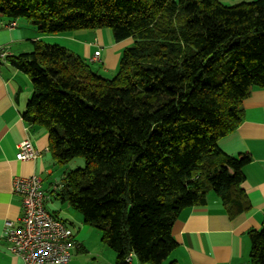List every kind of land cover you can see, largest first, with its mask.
I'll list each match as a JSON object with an SVG mask.
<instances>
[{"label":"trees","instance_id":"trees-1","mask_svg":"<svg viewBox=\"0 0 264 264\" xmlns=\"http://www.w3.org/2000/svg\"><path fill=\"white\" fill-rule=\"evenodd\" d=\"M0 18L25 19L43 35L107 27L117 41L133 38L113 78L42 40L5 56L31 78L24 119L47 130L56 163L85 159L57 196L101 230L117 264L130 253L172 264L179 213L211 194L230 218L249 211L251 156L219 141L264 87V0H0ZM248 233L249 264H264V225Z\"/></svg>","mask_w":264,"mask_h":264},{"label":"crops","instance_id":"crops-1","mask_svg":"<svg viewBox=\"0 0 264 264\" xmlns=\"http://www.w3.org/2000/svg\"><path fill=\"white\" fill-rule=\"evenodd\" d=\"M220 1L231 5L249 0ZM10 22L0 18V45L7 48L8 56L31 52L34 41L42 40L75 51L89 63L99 64L97 70L105 73L118 69L124 48L133 42V38L117 41L104 28L43 35L25 19L16 20L15 28L9 27ZM97 51L101 54L94 60ZM8 56L0 59V264H21V259L9 251L3 233L6 221L20 223L23 215L22 199L13 191L14 178L32 174L42 179L43 189L48 194L47 208L73 229L76 245L72 260L67 264H117V253L103 243L101 230L85 223L82 215L69 202L61 200L57 196L59 192L53 191L54 185L62 182L70 169L56 170L59 165L49 150L47 130L25 121L24 112L33 91L32 81ZM243 108L242 122L235 131L222 137L219 145L230 155L246 153L251 156L244 167L243 183L251 208L230 218L215 194L209 196L205 205L184 208L173 226L178 245L168 260L172 264L249 263L251 241L248 232L264 225V87L252 89L243 101ZM27 138L40 155L34 160H18V145ZM134 263L140 264L136 255Z\"/></svg>","mask_w":264,"mask_h":264},{"label":"built area","instance_id":"built-area-1","mask_svg":"<svg viewBox=\"0 0 264 264\" xmlns=\"http://www.w3.org/2000/svg\"><path fill=\"white\" fill-rule=\"evenodd\" d=\"M13 21L10 27L15 28ZM7 49L0 45V59L5 58ZM100 51L95 53L98 60ZM40 155L30 139H24L18 145V160L37 159ZM64 183L54 185L55 192L60 191ZM13 191L22 199L23 215L20 223L8 220L5 223L3 237L7 240L9 251L21 259V264H67L72 260L76 242L73 229L67 222L46 206L48 194L43 189L42 179L37 174L16 176ZM134 254L125 257L126 264L134 263ZM236 264H249L248 262Z\"/></svg>","mask_w":264,"mask_h":264},{"label":"rangeland","instance_id":"rangeland-1","mask_svg":"<svg viewBox=\"0 0 264 264\" xmlns=\"http://www.w3.org/2000/svg\"><path fill=\"white\" fill-rule=\"evenodd\" d=\"M175 1H178V0H175ZM105 30H109V32L110 33H112V31H111V29L110 28H104ZM83 30H88V29H83ZM113 34V33H112ZM45 42H47V41H45ZM50 43V42H49ZM52 44H54V43H52ZM90 64L92 65V67L96 70V71H98L101 75H104L105 77H107V78H113L114 76H115V74L117 73V71H118V69L116 70V71H111V72H109V73H105L104 71H102V72H100L99 70H97V69H99V67H98V65L99 64H96V63H92V62H90ZM85 166V159L83 158V157H81V156H79V157H76V158H74L72 161H70L68 164H66V166L64 167H62V165H59V167L58 168H56V170L57 171H64V170H72V169H76V168H78V167H84ZM59 181H61V180H59ZM92 240L94 241L95 240V238H92Z\"/></svg>","mask_w":264,"mask_h":264}]
</instances>
